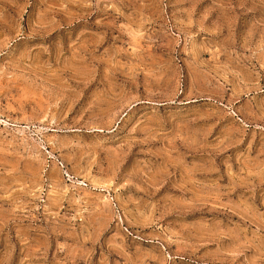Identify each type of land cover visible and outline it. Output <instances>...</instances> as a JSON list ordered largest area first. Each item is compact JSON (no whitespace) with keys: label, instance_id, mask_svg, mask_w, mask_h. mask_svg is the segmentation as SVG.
<instances>
[{"label":"rangeland","instance_id":"1","mask_svg":"<svg viewBox=\"0 0 264 264\" xmlns=\"http://www.w3.org/2000/svg\"><path fill=\"white\" fill-rule=\"evenodd\" d=\"M0 264H264V0H0Z\"/></svg>","mask_w":264,"mask_h":264}]
</instances>
